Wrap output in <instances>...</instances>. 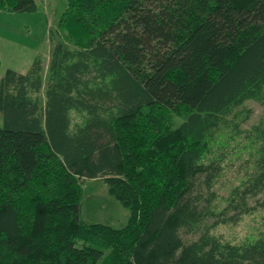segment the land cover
<instances>
[{"label":"trees","instance_id":"obj_1","mask_svg":"<svg viewBox=\"0 0 264 264\" xmlns=\"http://www.w3.org/2000/svg\"><path fill=\"white\" fill-rule=\"evenodd\" d=\"M66 2L46 104L39 60L0 77V264H264V232H212L264 208L248 205L264 192V119L243 129L251 111L237 110L264 103V0ZM246 151L251 169L216 209L214 183ZM81 178L108 184L126 226L80 218Z\"/></svg>","mask_w":264,"mask_h":264},{"label":"rangeland","instance_id":"obj_2","mask_svg":"<svg viewBox=\"0 0 264 264\" xmlns=\"http://www.w3.org/2000/svg\"><path fill=\"white\" fill-rule=\"evenodd\" d=\"M36 2L38 10L34 12H9L0 9V77L5 75L8 68L27 72L34 62L39 60L44 75L42 98L43 105H45V89L50 73V54L54 45L51 31L56 30L57 21L67 2L66 0H36ZM59 36L63 38L60 32ZM69 46L74 47L71 44ZM242 109L251 111L249 120L242 124L243 129H250L264 119V103L250 99L243 106L237 107V110ZM71 115H75V121L82 122V117L76 115L74 111ZM2 124L3 113L0 112V125ZM242 155L240 160L227 164L223 174L214 183L213 190L216 196L213 199V206L216 209L226 206L233 188L239 185L246 177V171L252 167L253 161L245 162L248 156L247 151ZM81 181L84 188L79 213L81 219L88 223H104L117 228L127 225L130 216L129 209L109 192L108 184L104 180L81 178ZM258 199L264 200V192L256 198L250 197L248 205L256 206ZM234 213L232 209L228 215H234ZM213 220H209L210 223ZM212 232L233 243L251 241L264 232V208L258 207L243 214L237 223L218 224ZM198 236L194 233L183 234L185 240L196 239ZM83 244L84 241L77 240L78 246H83Z\"/></svg>","mask_w":264,"mask_h":264},{"label":"crops","instance_id":"obj_3","mask_svg":"<svg viewBox=\"0 0 264 264\" xmlns=\"http://www.w3.org/2000/svg\"><path fill=\"white\" fill-rule=\"evenodd\" d=\"M50 55H52V54H50ZM51 59H52V57H50V62H51ZM21 73H25V72H21ZM80 117V116H79Z\"/></svg>","mask_w":264,"mask_h":264}]
</instances>
